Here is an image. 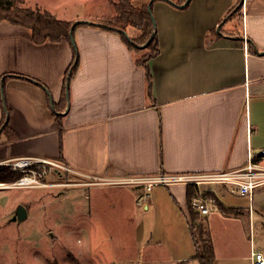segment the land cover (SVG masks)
<instances>
[{
	"label": "crops",
	"instance_id": "0c3cea01",
	"mask_svg": "<svg viewBox=\"0 0 264 264\" xmlns=\"http://www.w3.org/2000/svg\"><path fill=\"white\" fill-rule=\"evenodd\" d=\"M190 2L183 9L166 0L153 2L160 53L148 62L151 90L146 68L138 64L145 49L129 48L117 32L77 27L79 69L65 92L72 44L67 39L36 44L23 26L0 22V80L10 76L0 166L37 157L78 172L68 173L67 180L79 185L61 190L54 196L59 204L39 218L51 230L88 237L91 228L132 226L133 246L143 248L125 264H201L189 214L190 190L198 188L158 184L140 207L144 187L113 181L241 169L250 153L264 149V0ZM228 15L232 19L221 28ZM4 118L0 98V125ZM218 188L238 193L225 184L207 190L217 197ZM27 210V217L40 220ZM214 211L219 212L211 216ZM247 212L225 207L218 198L202 216L209 231L215 216L228 228V244L214 242V264H253L255 227L251 209ZM238 232L243 238L249 233L248 246L229 242Z\"/></svg>",
	"mask_w": 264,
	"mask_h": 264
},
{
	"label": "rangeland",
	"instance_id": "374dc122",
	"mask_svg": "<svg viewBox=\"0 0 264 264\" xmlns=\"http://www.w3.org/2000/svg\"><path fill=\"white\" fill-rule=\"evenodd\" d=\"M110 1L24 0L23 5L41 11H51L60 20L62 17L68 16L76 17L79 21H86L115 15L116 9L109 4ZM118 1L112 0V3H118ZM149 1L151 0H134L133 3L140 6ZM111 11V15H107ZM127 31L134 38L140 35V31L132 27H128ZM147 52L149 49H145L144 52L140 51V55L143 56V53ZM262 164L264 165V160ZM17 180L0 181V264H84L86 259L88 260L87 264H125L129 262L128 260L132 258L133 254L142 251L143 247L133 246L135 236H132L134 231L130 225L91 228L89 232L92 233V237L76 230L71 231L69 235L63 230H51L44 223L43 216L39 218V213L57 206L59 200H54V196L57 197L59 192L66 188L61 186L37 189L5 188ZM52 181L60 182L57 179ZM211 187L212 185H203L204 189ZM216 195L223 201L225 207L228 205L242 207L246 212L251 209L253 213L252 222L255 227L254 242L257 250L264 252V187L256 189L252 196H242L236 191L223 193L220 188L216 190ZM22 205L29 210H35L40 220H36L34 216H29L22 221H13L12 218ZM219 211L212 212L211 216L216 215ZM31 213L33 214V211ZM214 218V223L209 226L212 241L219 246L226 245L228 244L226 234L228 228L225 227L219 216ZM243 220L246 222L245 219ZM197 224H203L205 231H208L207 222L202 216H197ZM235 228L239 229L238 227ZM196 233L200 238L201 233L198 230ZM244 234L245 238L239 232L233 236L230 234L229 242L233 241L241 248L248 246L249 233L245 232ZM205 236L207 237L206 234ZM79 239L82 243L78 242ZM199 240L202 243L203 238ZM79 251H83L84 254L80 256ZM76 254L82 257V260Z\"/></svg>",
	"mask_w": 264,
	"mask_h": 264
},
{
	"label": "trees",
	"instance_id": "16d2710c",
	"mask_svg": "<svg viewBox=\"0 0 264 264\" xmlns=\"http://www.w3.org/2000/svg\"><path fill=\"white\" fill-rule=\"evenodd\" d=\"M133 1L134 0H119L118 3H114V7L116 9L115 15L103 19H97L98 21L92 23L81 22L80 24H78V26L90 24L99 26L105 30L117 32L121 34L129 48L136 50H142L139 48L138 45L145 44L153 36V34H155L152 43L147 48L149 49V52L145 53L138 61V64H141L146 68L149 89L151 90L153 79L150 73L148 62L160 53L159 38L158 33H156V19L154 18L153 14L154 3L152 2V5H150L149 1L146 4L136 6ZM166 1L171 2L175 7L179 9H183L184 7L182 5L185 3L186 0ZM23 4L24 0H0V22L6 21L15 26H23L30 32L31 37H33V41L36 44H44L49 41L58 43L62 42L63 39H67L72 44L74 51V61L72 62L70 68L67 70L64 76V91L67 92L71 80L79 69L80 63V51L78 50L76 42L74 41V33L77 28H75L73 32L74 37L70 35L73 25L76 22L67 21L63 19L60 20L57 16H55L52 12L48 10L41 11L40 9H34L33 7H25ZM240 9H237L235 11V15L240 12ZM232 17V15H228V18L223 20L221 28L226 23H228V21L231 20ZM128 27H132L137 31H140V35H138V37H131L133 42L125 34V32H128ZM8 77L10 76L4 75L3 78L0 80V98L2 99L3 110L5 114L4 121L0 125V130L3 127L7 128L9 125L10 113L7 108V98L5 94V81ZM18 77L27 79L23 76ZM37 83L43 86L42 83ZM20 177L21 174L11 171L10 166H0V181H14L19 179ZM196 193L197 191L195 192L194 189L190 190L189 199ZM189 214L191 217L190 229H192L194 241L195 244H197V253L195 257L200 259L201 264H214L216 260L215 248L209 229L208 231H205L203 224H197V216H200V214L195 212L191 208V206H189ZM197 230L201 233L200 238H198L197 236ZM205 234L207 235V237L205 236ZM202 238L203 241L201 243L199 239L202 240Z\"/></svg>",
	"mask_w": 264,
	"mask_h": 264
},
{
	"label": "built area",
	"instance_id": "2783aa9c",
	"mask_svg": "<svg viewBox=\"0 0 264 264\" xmlns=\"http://www.w3.org/2000/svg\"><path fill=\"white\" fill-rule=\"evenodd\" d=\"M264 158V149L259 154L250 153L249 162L245 168L230 171H218L214 173H188L173 176L157 177H127L113 181L121 186L144 187V193L137 198V205L146 207L150 193L155 185L173 183L191 185L198 188L197 193L191 199V208L204 217L209 215L213 206L218 205V198L212 191L203 188V185L225 184L235 188L242 196H252L258 188L264 187V166L259 162ZM9 165L12 171L22 174L16 182L5 188H52V186H76L79 183L68 181V173L78 174L67 164L61 161L45 158H28L13 160ZM57 179L60 182H53ZM101 182L89 183L97 185ZM80 242V241H79ZM253 264H264V252L254 250L252 252Z\"/></svg>",
	"mask_w": 264,
	"mask_h": 264
},
{
	"label": "water",
	"instance_id": "95a60500",
	"mask_svg": "<svg viewBox=\"0 0 264 264\" xmlns=\"http://www.w3.org/2000/svg\"><path fill=\"white\" fill-rule=\"evenodd\" d=\"M190 1H191V0H186L185 3H184L182 6H183V7L187 6L188 4L191 3ZM152 2H154V0H151V1H150V5H152ZM81 22H85V21H77V22L73 25L72 31H71V33H70L71 36H73V32H74L75 28H77L78 24H80ZM125 34H126L127 37L133 42V40L131 39V36H130L127 32H125ZM154 35H155V34H153V36H152V37H151V38H150L145 44H143V45H138L139 48H140V49H147V48L150 46V44L152 43L153 38H154ZM73 37H74V36H73ZM74 41H75V39H74ZM1 132H2V130L0 131V133H1ZM27 216H28V210H27L26 206L22 205V207H20V208L18 209L16 215H15L12 219H13V221H18V220H21V221H22V220L25 219Z\"/></svg>",
	"mask_w": 264,
	"mask_h": 264
}]
</instances>
